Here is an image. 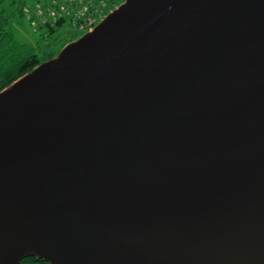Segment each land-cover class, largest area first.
<instances>
[{"label":"water","instance_id":"1","mask_svg":"<svg viewBox=\"0 0 264 264\" xmlns=\"http://www.w3.org/2000/svg\"><path fill=\"white\" fill-rule=\"evenodd\" d=\"M264 264V0H124L0 91V264Z\"/></svg>","mask_w":264,"mask_h":264},{"label":"built area","instance_id":"2","mask_svg":"<svg viewBox=\"0 0 264 264\" xmlns=\"http://www.w3.org/2000/svg\"><path fill=\"white\" fill-rule=\"evenodd\" d=\"M114 5L113 0H35L23 7V14L34 31L45 26L53 30L66 22L75 30L89 32Z\"/></svg>","mask_w":264,"mask_h":264},{"label":"trees","instance_id":"3","mask_svg":"<svg viewBox=\"0 0 264 264\" xmlns=\"http://www.w3.org/2000/svg\"><path fill=\"white\" fill-rule=\"evenodd\" d=\"M15 3V0H0V91L41 63L33 48L26 43L17 41L9 28L10 21L14 17L24 15V6L16 7V11L7 12L6 7H11ZM53 30L50 31L52 32ZM51 58L53 57L46 56L42 62ZM30 258L33 259L30 260ZM34 258L46 262L32 253H28L21 260V264H31L35 261Z\"/></svg>","mask_w":264,"mask_h":264},{"label":"rangeland","instance_id":"4","mask_svg":"<svg viewBox=\"0 0 264 264\" xmlns=\"http://www.w3.org/2000/svg\"><path fill=\"white\" fill-rule=\"evenodd\" d=\"M113 1L117 7L124 0ZM15 2L13 6L6 7L8 13L16 11V7L18 6H31L35 0H15ZM114 8L108 9L106 15ZM9 28L17 41L26 43L33 48L41 63L44 57L56 56L65 45L86 33V31L75 30L72 25L66 22L60 26H56L52 32L47 26L40 27L37 31H34L31 22L25 15L14 17L10 21Z\"/></svg>","mask_w":264,"mask_h":264},{"label":"flooded vegetation","instance_id":"5","mask_svg":"<svg viewBox=\"0 0 264 264\" xmlns=\"http://www.w3.org/2000/svg\"><path fill=\"white\" fill-rule=\"evenodd\" d=\"M33 258H30V260H32ZM34 262H32L31 264H47L46 262H43V261H39L37 258H34ZM27 264H30V263H27Z\"/></svg>","mask_w":264,"mask_h":264}]
</instances>
